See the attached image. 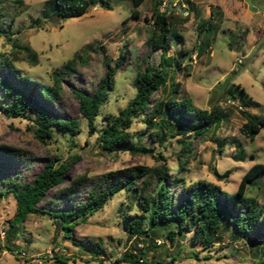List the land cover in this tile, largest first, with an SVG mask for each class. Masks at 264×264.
I'll use <instances>...</instances> for the list:
<instances>
[{
    "label": "rangeland",
    "instance_id": "obj_1",
    "mask_svg": "<svg viewBox=\"0 0 264 264\" xmlns=\"http://www.w3.org/2000/svg\"><path fill=\"white\" fill-rule=\"evenodd\" d=\"M49 1L21 0L13 18L12 8L6 13L5 24L18 45L4 35L5 30L2 32L0 76L19 86H55L52 72L60 70L64 80L59 88L56 85L58 102L51 100L48 105L65 117L77 118L79 131L69 134L55 128L49 140L42 142L33 136L34 125L27 116H8L0 110V143L31 151L27 163L0 153V229L5 234L16 200L2 179L14 176L30 180L54 155L57 162L76 158L70 162L66 178L50 188L42 201L52 209L71 206L58 194L68 179L83 173L95 177L128 165H151L160 152L172 175L183 176L187 183L210 180L229 193L235 192L252 163L264 162V0H161L160 8L170 14L167 53L172 56L167 58L171 63L165 68L167 81L155 94L172 95V82L178 81V98L189 97L199 107L218 106L221 111L218 126H210L202 135L189 132L192 153L184 166L177 158L181 134L159 141L141 116L133 118L129 127L132 138L127 148L104 150L98 141L106 115L118 113L135 94V75L147 63L159 66L160 49L152 48L149 41L154 1L144 0L137 16L131 15V0H105L109 7L101 0L90 1L86 12L69 17L48 6ZM174 32L182 38L178 40ZM182 47L187 49L186 55ZM120 55L115 85L95 119L96 128L90 130L71 87L91 93L105 72L104 60L114 64ZM72 57L75 59L67 66ZM6 59L15 66L11 71L3 64ZM16 73L25 78L16 80ZM243 109L261 125L254 136L241 131L246 120ZM88 189L82 186L74 201L83 199ZM246 195L264 206V174L248 185ZM137 198V192L121 189L102 208L73 223L70 230L47 212L31 213L9 242L0 237V264H129L119 257L132 248L175 264H264L261 228L244 235L225 221L206 248L188 240L190 231L170 242L165 223L151 227L148 236L130 234L124 228L122 211L140 212ZM147 220L148 216L146 224ZM87 240L100 241L102 250L88 249ZM48 249H53L52 254ZM56 256L69 259L60 261Z\"/></svg>",
    "mask_w": 264,
    "mask_h": 264
},
{
    "label": "trees",
    "instance_id": "obj_2",
    "mask_svg": "<svg viewBox=\"0 0 264 264\" xmlns=\"http://www.w3.org/2000/svg\"><path fill=\"white\" fill-rule=\"evenodd\" d=\"M90 1L98 0H50L48 6L62 17L80 15L86 12ZM106 6L108 1L101 0ZM144 0H131V15L137 16L140 11L138 6ZM154 7L151 13L153 30L150 44L154 49H160L159 66L145 64L134 77L135 94L127 101L125 106L116 114L106 115V123L98 133L99 145L104 150L127 148L131 143L132 134L129 127L133 118L141 116L145 124L150 127V134L159 141H164L168 136L181 134V146L177 152L179 165L183 164L192 153V135H202L210 126H218L221 121V111L218 106L207 109L195 105L189 97L178 98V81L172 82V95L164 97L156 93L167 81L165 68L171 63L167 58L170 46V29L168 27L170 14L160 8L161 0H153ZM21 0H0V35H4L17 46L15 37L10 35L9 25L5 24L6 13L11 10L14 17L16 8ZM205 23V22H203ZM178 40L182 37L174 32ZM90 45V44H88ZM87 45V46H88ZM84 49V48H83ZM183 54L188 51L181 48ZM199 51L196 52L198 54ZM78 52L75 53L78 56ZM122 55L117 57L114 64L108 59L104 60L106 69L91 93H86L71 87V91L78 100V108L87 120L89 129L96 128L95 119L101 113V107L108 99V93L115 85V71ZM75 59L67 61V66ZM177 66L180 67V62ZM8 71L15 68L10 60L3 62ZM17 74V73H16ZM58 88L64 80L61 71L52 72ZM25 77L17 74L15 79ZM52 85L39 86L38 83L19 86L14 80L0 76V110L8 116H27L34 125L33 136L42 142H47L55 128L69 134L79 131V120L68 118L49 107L52 101L58 102L57 87ZM242 90V88H240ZM175 92V93H174ZM246 120L241 125V131L248 136H254L261 128L259 122L253 120L251 112L243 109ZM0 153L5 158H20L24 163L31 159V151L10 143H0ZM156 163L134 164L109 170L95 177H88L85 173L68 179L67 184L58 189L60 197L70 201L68 208L52 209L42 202L48 190L66 178V171L71 161H59L56 155L45 160L43 167L33 174L30 180H19L14 176L2 179L7 189L12 192L16 200V210L8 219L9 228L5 239L9 242L27 216L31 213L47 212L59 218L61 225L68 230L78 219L85 220L89 214L103 207L106 201L117 191L126 189L137 192V205L140 212L131 210L122 211L124 228L132 235L148 236L150 229L157 223L169 225L166 237L173 242L177 235L190 231L188 240L203 248L210 246L220 229L227 221L232 224L235 232L251 234L261 228L264 236V206L259 204L255 197L246 195L249 184L264 174V162H254L242 174L235 192L229 193L219 184L197 179L185 182L183 176L172 175L166 157L161 152ZM89 186L85 197L74 201L82 186ZM148 216L147 224L145 221ZM251 240L254 238L251 236ZM87 248L100 252L103 246L100 241H84ZM7 248H11L7 243ZM264 249V248H263ZM135 248L125 251L119 260L129 264H175L171 261L161 260L154 255L136 253ZM58 260L65 261L69 257L56 256Z\"/></svg>",
    "mask_w": 264,
    "mask_h": 264
},
{
    "label": "built area",
    "instance_id": "obj_3",
    "mask_svg": "<svg viewBox=\"0 0 264 264\" xmlns=\"http://www.w3.org/2000/svg\"><path fill=\"white\" fill-rule=\"evenodd\" d=\"M4 236H5V232H4V230H3V229H0V237L3 238ZM52 250H53V249H48V250H47V253H48V254H52ZM22 252H23V251H22Z\"/></svg>",
    "mask_w": 264,
    "mask_h": 264
}]
</instances>
